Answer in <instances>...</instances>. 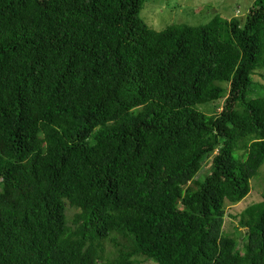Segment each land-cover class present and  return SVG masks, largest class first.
Instances as JSON below:
<instances>
[{
  "label": "trees",
  "instance_id": "16d2710c",
  "mask_svg": "<svg viewBox=\"0 0 264 264\" xmlns=\"http://www.w3.org/2000/svg\"><path fill=\"white\" fill-rule=\"evenodd\" d=\"M145 1L0 0V264H264V194L222 228L264 164V0Z\"/></svg>",
  "mask_w": 264,
  "mask_h": 264
},
{
  "label": "rangeland",
  "instance_id": "374dc122",
  "mask_svg": "<svg viewBox=\"0 0 264 264\" xmlns=\"http://www.w3.org/2000/svg\"><path fill=\"white\" fill-rule=\"evenodd\" d=\"M254 0H146L140 12L143 20L156 30H162L169 25L176 23H187L190 25H200L208 23L216 14H220L228 21L233 17L244 18L245 14L252 6ZM264 73V71H263ZM253 80L259 85H264V74L255 73ZM258 93L263 92L261 88H256ZM227 91V90H226ZM222 95H226L227 92ZM223 102V98L209 103L201 104L198 107L206 113H214L220 111L217 108ZM236 153H240L237 149ZM210 171V164L207 162L203 165L201 174H207ZM202 175V177L204 176ZM264 194V164L261 166L259 175L251 180V191L248 196L239 203L232 204L227 202L226 211L222 221L224 230L233 232L238 224L239 212L250 203L262 198ZM73 209L69 213H73ZM240 233H244V227L239 229ZM237 232L236 234H239ZM109 245V244H108ZM143 264H157L156 262L144 256H139Z\"/></svg>",
  "mask_w": 264,
  "mask_h": 264
}]
</instances>
